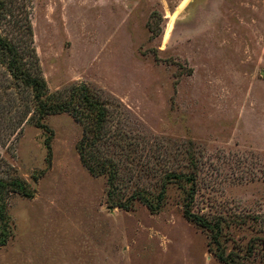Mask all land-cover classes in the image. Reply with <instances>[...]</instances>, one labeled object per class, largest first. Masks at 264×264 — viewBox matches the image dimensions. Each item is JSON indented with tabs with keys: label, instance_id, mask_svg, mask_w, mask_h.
<instances>
[{
	"label": "rangeland",
	"instance_id": "obj_1",
	"mask_svg": "<svg viewBox=\"0 0 264 264\" xmlns=\"http://www.w3.org/2000/svg\"><path fill=\"white\" fill-rule=\"evenodd\" d=\"M14 1L32 43L9 24L0 35L37 61L49 93L98 91L109 128L171 150L167 168L193 181L169 185L157 213L110 209L106 179L80 160L82 126L67 113L29 120L31 93L1 58L0 176L6 163L34 194L9 200L0 264H224L185 217L192 190V213L222 218L226 254L264 264V0Z\"/></svg>",
	"mask_w": 264,
	"mask_h": 264
},
{
	"label": "trees",
	"instance_id": "obj_2",
	"mask_svg": "<svg viewBox=\"0 0 264 264\" xmlns=\"http://www.w3.org/2000/svg\"><path fill=\"white\" fill-rule=\"evenodd\" d=\"M18 2L19 0H15V6L11 4L12 7H16ZM9 8L6 0H0V25L9 24L14 27L13 29L21 30L14 34L26 33L28 42L31 39L32 43L33 34L29 20L27 24L22 23V19L17 20V17L12 20L16 15L12 8L11 10ZM10 37L0 35V59L7 58V68L13 82L31 93L32 98L28 102L29 106L27 105L30 110L27 113L30 115L29 120H34L37 115L43 119L49 115L67 113L82 126L83 137L77 146L80 160L91 175L106 179L107 205L110 209L129 212L136 203H141L151 213H157L164 205L169 185L177 181H193L192 175L170 171L167 168L171 150L164 152L163 148L159 147L161 144L151 142L152 139L146 140L145 137L134 139L125 130L119 128L113 131L109 128L108 124L114 115L112 105L98 91L86 85H74L63 92L50 94L40 70L35 68L37 61L34 63L32 60H26L25 55L12 43ZM126 123L129 125L131 122L127 120ZM38 126L46 128L42 124ZM146 150L151 151L153 155L151 158L145 153ZM163 153L161 158L160 154ZM134 158L139 160L135 161ZM153 161L157 167H154ZM1 167L7 169L0 176V245L4 246L12 235L9 200L13 195L31 198L34 192L28 188L25 180L12 176L10 173L12 168L6 163ZM193 192V190L190 192L188 203H185V217L188 221L208 230L211 235L210 251L219 262L237 264L232 254H226L220 241L223 231L222 218L217 217L214 221H209L190 210L189 206L194 199ZM260 242L264 243V239Z\"/></svg>",
	"mask_w": 264,
	"mask_h": 264
}]
</instances>
